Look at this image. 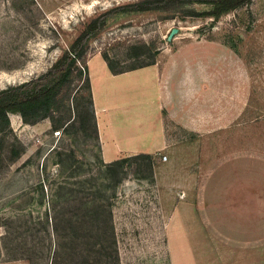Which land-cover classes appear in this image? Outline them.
I'll list each match as a JSON object with an SVG mask.
<instances>
[{
  "label": "rangeland",
  "instance_id": "obj_1",
  "mask_svg": "<svg viewBox=\"0 0 264 264\" xmlns=\"http://www.w3.org/2000/svg\"><path fill=\"white\" fill-rule=\"evenodd\" d=\"M136 1L0 0V79L37 77L88 20ZM190 7L108 19L59 131L0 122V264H264V0Z\"/></svg>",
  "mask_w": 264,
  "mask_h": 264
},
{
  "label": "trees",
  "instance_id": "obj_2",
  "mask_svg": "<svg viewBox=\"0 0 264 264\" xmlns=\"http://www.w3.org/2000/svg\"><path fill=\"white\" fill-rule=\"evenodd\" d=\"M251 0H138L114 6L97 16L88 20L79 34L71 41L69 47L65 49L58 58L43 73L24 81L20 84L8 86L0 89V122L4 126L9 124V114H19L26 124H35L44 118H50L55 131L62 129L64 117L54 120L56 112L63 106L64 93L69 91L74 83V77L81 72L79 68L80 60L83 59L90 40L99 34L105 27L108 19L119 14L143 13L151 11L179 13L184 16H199L190 6L193 4H205L211 7L206 16L218 18L248 5ZM132 158H148L149 155H133ZM128 158L115 160L106 169L109 171L118 170L122 163ZM117 176V172L114 173ZM93 212V211H91ZM94 216L88 217L93 220ZM97 219V218H95ZM54 223L66 220L67 226H72V216L53 218ZM8 233L0 234V239L7 240ZM0 255L1 250H0ZM83 261L80 264H86ZM51 264H62L61 258L55 257Z\"/></svg>",
  "mask_w": 264,
  "mask_h": 264
},
{
  "label": "bare ground",
  "instance_id": "obj_3",
  "mask_svg": "<svg viewBox=\"0 0 264 264\" xmlns=\"http://www.w3.org/2000/svg\"><path fill=\"white\" fill-rule=\"evenodd\" d=\"M28 75V74H27ZM27 75H25V77L27 76ZM14 78H4V79H0V85L2 86V85H4V84H12L13 83V81L12 80H14V82H19V81H21L22 80V76L20 77V76H18V77H16V76H13ZM36 127H38V125H36Z\"/></svg>",
  "mask_w": 264,
  "mask_h": 264
},
{
  "label": "water",
  "instance_id": "obj_4",
  "mask_svg": "<svg viewBox=\"0 0 264 264\" xmlns=\"http://www.w3.org/2000/svg\"><path fill=\"white\" fill-rule=\"evenodd\" d=\"M178 33V28H172V30L170 31V33L168 34V36L166 37V40L169 42L173 39V37ZM22 83V82H21ZM20 84V83H18ZM17 85V84H16ZM13 86V85H11ZM6 87H3L1 89H4Z\"/></svg>",
  "mask_w": 264,
  "mask_h": 264
}]
</instances>
